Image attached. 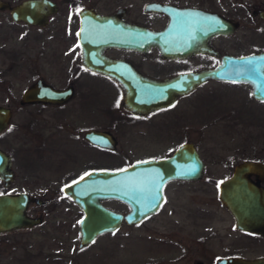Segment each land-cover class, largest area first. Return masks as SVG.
I'll use <instances>...</instances> for the list:
<instances>
[{"label":"flooded vegetation","instance_id":"obj_1","mask_svg":"<svg viewBox=\"0 0 264 264\" xmlns=\"http://www.w3.org/2000/svg\"><path fill=\"white\" fill-rule=\"evenodd\" d=\"M1 1L10 4L0 10V31L11 27L6 71L12 80L3 82L6 73L1 68L0 83L9 86L5 95L11 99L0 103L10 111V123L0 137L16 131L15 118L21 114L25 143L21 148L11 143L10 152L0 150L8 153L11 169L15 158L24 161L25 173L22 190H13L14 170L9 185L3 187L0 181V196L25 194L24 214L39 219L37 225L7 232L43 225L49 211L65 201L80 213L79 233L83 211L65 194V186L91 170L117 171L134 162H158L183 145H193L197 156L183 155L176 163L183 176L163 181L161 199L157 186L148 192L144 205L156 204L154 211L141 221L123 219L116 230L167 225L165 235L156 237L154 250L160 246L163 251H156L153 264H264V233L242 225L264 219H236L219 199V185L234 174L236 165L264 164V156H207L198 147L229 132L224 118L239 114L249 119L239 101L226 98L219 104V94L224 84H241L246 87L243 98L250 103L256 100L251 87L206 74L224 55L242 57L264 49L254 44L264 25L259 13L264 7L253 0ZM23 4L14 16L12 10ZM22 78L24 86L17 91L15 83ZM97 80L106 84L98 87L100 93L95 92ZM98 94L106 97L96 104ZM66 136L76 140L78 150L72 156L69 151L64 156ZM96 151L104 157L101 161H95ZM243 177L229 191L264 189L262 175L250 172ZM196 186L216 195L206 203H191L188 195L182 204L173 201L177 191L190 194ZM100 203L121 215L130 211L117 199Z\"/></svg>","mask_w":264,"mask_h":264},{"label":"rangeland","instance_id":"obj_2","mask_svg":"<svg viewBox=\"0 0 264 264\" xmlns=\"http://www.w3.org/2000/svg\"><path fill=\"white\" fill-rule=\"evenodd\" d=\"M253 2L256 5L264 7V0H253ZM256 34H259L257 36H260V38H255L254 44L257 47L256 49H259L264 45L263 24L261 25V31H257ZM13 35H15L14 37L17 36L15 33ZM11 38L10 26L0 31V69H5L4 72L6 74L3 76L5 78L3 82L7 84L11 83L12 80L11 73L6 71L8 70L7 61L10 59L8 51L12 48ZM260 39H263V41ZM231 48L230 46V50ZM241 48L247 49L243 46ZM3 50L5 53L2 52ZM24 83L23 78L16 81L15 88H17V91H20ZM0 84V103L1 101L9 102L11 98L5 95L11 91L9 86H3L2 82ZM96 84L98 86H96L95 92L100 93L98 87H101L103 84L98 82V80ZM223 88L225 91L219 94L223 95V100L219 104L222 105L226 101V98L229 100L235 99V101L240 102L242 108H246L245 114L249 119L247 120L239 114L230 118H224L223 120L226 121L225 125L231 126L228 129L229 132L224 136L212 138L214 140L207 139L206 143L198 146L199 149L202 153H206L207 156H264V102H256L254 100L248 103L247 99L243 98L246 87L241 84H224ZM227 88L228 90H226ZM104 96L98 94L96 104L98 103L97 99ZM202 98L203 100L206 99L203 96ZM15 119L16 131L13 130V133H11L8 130L7 133H4L0 137V147L4 148L7 152H10L11 143V145L15 144L18 148L24 147L25 143L23 126L20 124L24 119L21 114H18ZM97 122H99L98 119ZM64 138L63 141L62 139L59 141L63 143L65 149L64 156L67 151L72 156L78 150L75 145L76 140L67 136ZM137 150L140 151L139 149ZM17 156H21V154ZM95 158V161L98 162L104 157L99 151H96ZM14 160L12 170L17 172V179L15 185H13V190L16 191L24 188L22 178L25 173V162L19 158H15ZM40 181L43 183L42 180ZM1 187L2 184L0 182V189ZM177 194V197L173 201L180 204L185 202L182 198H186V195L191 197L190 202L194 204L201 201L203 203L212 201V197L216 195L211 194L210 191L203 193L199 186H196L190 194H188L186 189L184 193L177 191ZM109 205L116 209L119 206L113 202ZM208 209L215 210L214 206ZM215 211L217 212L218 210ZM49 213L44 224L35 229L32 228L29 231L21 229L11 231L10 234L8 232L0 233V264H153V260L155 261L154 257L158 254L156 251L162 250L160 246L157 250H154L153 246L156 243V237L158 235H165L166 230H168L167 225L153 226L146 224L141 227L134 226L133 228L123 226V228L113 233H102V235L96 236L90 245L79 249L77 248L79 233L77 231L76 219L80 216V213L75 212L74 208L65 201L59 204L58 207H55L54 211H49ZM207 216L212 217L208 214Z\"/></svg>","mask_w":264,"mask_h":264},{"label":"water","instance_id":"obj_3","mask_svg":"<svg viewBox=\"0 0 264 264\" xmlns=\"http://www.w3.org/2000/svg\"><path fill=\"white\" fill-rule=\"evenodd\" d=\"M25 4L17 6L12 10L14 16L18 17L19 9ZM10 7L8 2L0 0V10ZM11 9V8H10ZM260 17L264 18V9L260 10ZM242 57L223 56L221 63L217 68L206 74L207 77L223 79L247 84L251 87V97L256 101L264 102V49L260 52L249 54ZM251 61V62H250ZM26 97V93L23 98ZM10 111L0 108V133L10 123ZM100 133H92L96 137ZM183 155L197 156L193 145L180 147L169 159L162 161H145L141 163H132L128 168L120 170L99 171L91 170L82 175L78 181L71 182L63 188L66 195L70 196L77 207L83 211L79 220V239L78 248L90 245L92 240L104 233H111L119 228L120 223L127 220L128 223L141 221L145 215L151 214L154 209L144 205L148 193L158 187V197H160L161 184L165 180L180 177L182 169H178L177 162L183 161ZM123 170V171H121ZM262 175L264 178L263 162L247 161L239 163L231 175L220 186L219 199L227 209L235 216L234 218H255V220L264 219V189L258 191L242 193L229 191L237 181L241 180L247 173ZM14 172L11 169V162L8 153L0 150V181L3 187L9 185ZM183 178V177H182ZM186 178L194 179V176L187 174ZM244 179V177H243ZM117 199L127 204L130 209L125 214H120L116 210L106 208L102 203L103 199ZM161 199V197H160ZM158 199L155 203L160 202ZM25 194L19 192L16 195L5 194L0 196V232L8 230H17V228L26 229L29 226L37 225L39 219L26 217L24 214L27 206ZM245 228L252 229L257 233H264V223L244 225Z\"/></svg>","mask_w":264,"mask_h":264},{"label":"snow or ice","instance_id":"obj_4","mask_svg":"<svg viewBox=\"0 0 264 264\" xmlns=\"http://www.w3.org/2000/svg\"><path fill=\"white\" fill-rule=\"evenodd\" d=\"M251 62V61H250ZM121 171H123V170H121ZM75 183V182H74Z\"/></svg>","mask_w":264,"mask_h":264}]
</instances>
